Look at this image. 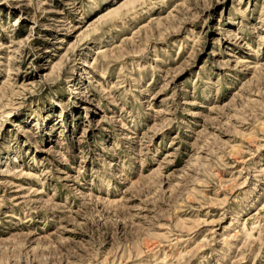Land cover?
<instances>
[{"label": "rangeland", "instance_id": "obj_1", "mask_svg": "<svg viewBox=\"0 0 264 264\" xmlns=\"http://www.w3.org/2000/svg\"><path fill=\"white\" fill-rule=\"evenodd\" d=\"M0 264H264V0H0Z\"/></svg>", "mask_w": 264, "mask_h": 264}]
</instances>
